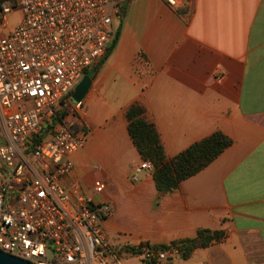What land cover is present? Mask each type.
Listing matches in <instances>:
<instances>
[{"label":"crops","instance_id":"0c3cea01","mask_svg":"<svg viewBox=\"0 0 264 264\" xmlns=\"http://www.w3.org/2000/svg\"><path fill=\"white\" fill-rule=\"evenodd\" d=\"M123 10L115 49L87 71L96 74L80 109L62 120L86 137L69 156L62 187L109 204L103 229L113 254L223 230L220 243L187 260L165 252L158 264H264V0H128ZM133 105L143 109L167 159L215 132L231 145L161 193L128 133ZM95 181L104 184L100 194ZM114 256L116 264H131L125 254Z\"/></svg>","mask_w":264,"mask_h":264},{"label":"built area","instance_id":"2783aa9c","mask_svg":"<svg viewBox=\"0 0 264 264\" xmlns=\"http://www.w3.org/2000/svg\"><path fill=\"white\" fill-rule=\"evenodd\" d=\"M128 0H0V251L32 264H116L103 229L112 213L61 185L85 133L56 123L69 93L102 61ZM175 5V0H167ZM71 109V110H70ZM63 120V119H62ZM51 127V129H48ZM141 168L151 169L142 164ZM100 194L104 184L95 181ZM147 264L166 253L146 249Z\"/></svg>","mask_w":264,"mask_h":264},{"label":"trees","instance_id":"16d2710c","mask_svg":"<svg viewBox=\"0 0 264 264\" xmlns=\"http://www.w3.org/2000/svg\"><path fill=\"white\" fill-rule=\"evenodd\" d=\"M119 33L120 26L116 30L115 38L109 46L104 60L95 65L92 71L99 69L113 52ZM91 73L85 74L90 76ZM71 94L72 92L69 93V98ZM64 116L65 112L62 117H60V113H57L54 124L61 123ZM125 117L128 123L129 136L142 161L151 165L155 187L161 193L178 189L181 182L201 172L231 145L229 138L220 132H215L192 144L174 158L167 159L153 125L144 118L143 109L138 105H133L127 110ZM225 237L226 233L223 230H198L192 239L173 241L168 245L158 246L143 243L137 247H127L126 250L133 255H141L146 249L155 252H176L180 259L187 260L195 250L207 248L213 243H220Z\"/></svg>","mask_w":264,"mask_h":264},{"label":"water","instance_id":"95a60500","mask_svg":"<svg viewBox=\"0 0 264 264\" xmlns=\"http://www.w3.org/2000/svg\"><path fill=\"white\" fill-rule=\"evenodd\" d=\"M95 74L96 73H94L91 77L88 75H84L81 78V80L78 82V84L74 87L71 94V99L74 103H81L83 101V99L85 98V96L87 95L90 89ZM167 262L169 264H172L171 259H167ZM0 264H32V263L27 260H23L21 258L11 256L9 254L0 251Z\"/></svg>","mask_w":264,"mask_h":264},{"label":"rangeland","instance_id":"374dc122","mask_svg":"<svg viewBox=\"0 0 264 264\" xmlns=\"http://www.w3.org/2000/svg\"><path fill=\"white\" fill-rule=\"evenodd\" d=\"M19 20H20V14L18 12H14L12 14H10L8 17H7V27L4 28V29H1L0 30V33L1 34H6L8 31L14 29L18 23H19ZM78 84V83H77ZM76 84V85H77ZM75 85V86H76ZM127 247H122V248H114L113 252L114 254L119 258L123 257V255L125 254L127 256V258H130L131 259V264H133L134 262H136L137 258L139 260L142 261V257L141 255H133L131 254L130 252H128L126 250Z\"/></svg>","mask_w":264,"mask_h":264}]
</instances>
